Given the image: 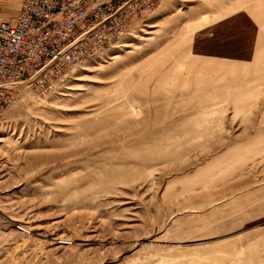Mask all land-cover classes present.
<instances>
[{"label":"rangeland","instance_id":"374dc122","mask_svg":"<svg viewBox=\"0 0 264 264\" xmlns=\"http://www.w3.org/2000/svg\"><path fill=\"white\" fill-rule=\"evenodd\" d=\"M247 5L159 0L54 89L16 88L0 112V264H264V67L255 86H216L185 55L191 10L225 7L210 24ZM214 33L197 51L252 58L245 13Z\"/></svg>","mask_w":264,"mask_h":264},{"label":"built area","instance_id":"2783aa9c","mask_svg":"<svg viewBox=\"0 0 264 264\" xmlns=\"http://www.w3.org/2000/svg\"><path fill=\"white\" fill-rule=\"evenodd\" d=\"M158 1L21 0L16 24L0 25V112L13 103L17 87H57L87 58L126 36Z\"/></svg>","mask_w":264,"mask_h":264},{"label":"crops","instance_id":"0c3cea01","mask_svg":"<svg viewBox=\"0 0 264 264\" xmlns=\"http://www.w3.org/2000/svg\"><path fill=\"white\" fill-rule=\"evenodd\" d=\"M247 1V10L237 9L225 16L223 19L210 24H205L206 19L208 17H215L219 13H225V7L220 6L219 9L213 12L208 10V12L192 14V10L190 11L189 20L187 22L188 25L185 28L187 30L190 29L189 35L191 37L190 41L185 43V55L188 59L187 65H190V69L188 71L190 77L193 75L194 79L198 78L205 81L210 79L213 81V84L214 82L216 83V86L219 85L217 84L219 83V80H221V82L233 80L236 83L233 87L239 88L240 78L246 80L248 76H253L254 78L249 80L251 82V86H255L257 84V80H260V78L255 77H259L258 75H261L264 67V47L262 48L260 44V42L262 43L264 41V0ZM195 7V5L192 6V8ZM21 10V0H0V25L3 23L16 24ZM244 13L247 15V22L252 28V40L254 47L253 56L249 61L228 60L197 51L203 41V38H206L205 40L215 39L216 41H221V35L214 33V30L218 31V29L224 26L225 23ZM194 79L192 80L195 81ZM199 83H202V81H199ZM195 85L196 83L190 84L191 88H195ZM196 88L200 87L196 86ZM240 101L241 99L239 97L235 103L239 104Z\"/></svg>","mask_w":264,"mask_h":264}]
</instances>
